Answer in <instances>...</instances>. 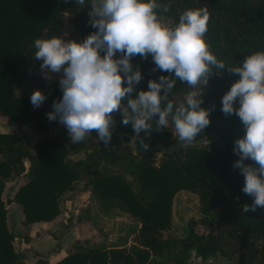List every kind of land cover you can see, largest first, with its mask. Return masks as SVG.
Returning <instances> with one entry per match:
<instances>
[{"label": "trees", "instance_id": "1", "mask_svg": "<svg viewBox=\"0 0 264 264\" xmlns=\"http://www.w3.org/2000/svg\"><path fill=\"white\" fill-rule=\"evenodd\" d=\"M202 7L210 16L205 39L212 53L226 65L238 66L251 52L264 50V0H170L165 13L171 18L169 23H178L183 10ZM63 13H67L70 26L65 32ZM88 21V11L77 10L74 0H0V116L5 122L27 123L35 131L46 130L56 122L49 121L46 114L52 111L53 100L62 96L59 79L43 80L38 70L40 61L33 57L34 40L46 33L82 41L95 31ZM131 63L133 69L139 67L143 77L137 90H147L149 79L169 75L153 71L150 55L146 59L135 56ZM237 79L239 76L226 67L214 71L202 86L201 106L212 110L209 126L196 139L215 132L211 143L177 145L164 150L157 163L150 154L152 144L179 142L171 126L153 129L145 137L149 145L145 151L131 125L121 123L119 113L114 114L116 127L108 146L95 132L75 145L70 143L65 128L51 137L40 135L29 146L23 133L0 131V264H19L22 257L21 251L12 246L14 233L6 225L5 202L20 204L23 225L49 220L59 213L57 198L61 191L72 188L77 179L82 181L81 190L92 189L103 198H118L124 211L137 218L139 223L129 236V245L79 243L54 262L37 257L28 264H183L191 250L201 259L218 253L225 259L220 264H264V209L243 212L252 198L242 192L244 177L233 167L239 159L233 150L234 141L244 135V128L238 116H226L221 111V98ZM34 89L46 96L38 108L30 103ZM181 89L177 80L169 97L176 104L184 100ZM234 107H239V101ZM140 135L144 137L143 132ZM130 139L135 151L124 143ZM78 152L83 157L67 156ZM19 175L25 177L24 183L11 198L3 200L4 181ZM181 188L197 195L201 215L189 217L184 236L173 238L168 233L170 200ZM21 236L28 238L26 232Z\"/></svg>", "mask_w": 264, "mask_h": 264}, {"label": "clouds", "instance_id": "2", "mask_svg": "<svg viewBox=\"0 0 264 264\" xmlns=\"http://www.w3.org/2000/svg\"><path fill=\"white\" fill-rule=\"evenodd\" d=\"M75 3L81 8L91 4L88 22L95 31L82 41L46 33L34 40L33 57L41 62L45 78L51 79L48 73H62V96L53 100L47 119L65 126L70 143L75 145L95 132L108 146L116 127V113L124 126L131 125L145 151L149 147L145 137L153 129L170 126L180 143L191 145L210 124L212 109L201 106L202 86L214 71L227 67L229 73L239 76L223 94L221 111L226 116H238L244 128L233 149L239 157L233 167L244 177L242 192L252 198L243 212L264 209V50L251 52L238 66L219 60L205 39L210 19L206 7L187 8L179 14L178 23H165L158 15L162 5L157 0ZM163 11L169 9L163 7ZM149 55L155 65L153 71L169 75L149 79L147 90H137L143 77L139 67L133 69L131 59ZM177 80L190 89L178 104L169 98ZM45 99L39 89L30 95L34 108ZM236 101L239 107H234Z\"/></svg>", "mask_w": 264, "mask_h": 264}, {"label": "rangeland", "instance_id": "3", "mask_svg": "<svg viewBox=\"0 0 264 264\" xmlns=\"http://www.w3.org/2000/svg\"><path fill=\"white\" fill-rule=\"evenodd\" d=\"M169 2L170 0L161 3L160 5H162V7L159 9L158 13L162 21L165 23H169L171 19L170 16L163 11V7H167ZM75 5L77 10L82 8L86 9L88 12L91 10L90 3H86L82 8L76 3ZM66 15L67 13L62 14L64 19L62 27L63 32L70 28L68 22L66 21ZM40 63L41 62H39L38 70L45 82L51 79H60V75H62V73H48L51 79H46L40 68ZM181 88V94L185 98L190 89L184 84H181ZM65 128V126L56 121L46 130L35 131L32 126L27 123L16 124L14 122H5L3 117L0 116V131L23 133L28 139L29 146H32L36 137L40 135L50 136L52 133L61 131ZM215 137L216 133L211 132L207 137L196 139L191 145L207 146ZM124 143H127L131 150L135 151L133 139L126 140ZM177 145H181L182 147L189 146L174 141L171 144H168L165 141H158L152 144L150 147V154L154 163H157L161 159V155L164 150L169 151ZM67 156L70 159H75L77 157H83V153H69ZM24 181L25 177L21 175L13 176L11 179L5 180L1 192V198L3 200L11 198L17 187L23 184ZM73 183L74 186L72 188H65L61 191L57 198L59 213L49 220H38L47 221L46 224L44 223L39 225V227H42L41 230L43 232L51 235L52 237L54 235L57 236L56 238L53 237L57 240L55 245L52 249L45 250V253L40 255L42 256L41 258L51 263L49 255H51L52 252L56 257V260H58L67 252L73 250L75 245L79 243L86 246L102 243L107 247L120 245H125L127 247L130 243L129 236L139 223L137 218L124 211V204L120 202L118 198H103L92 189L81 190L80 187L82 186V181L80 179H77ZM4 208L6 225L14 233L12 240V246H14L13 248L20 250L21 252V248H25V250H27V246L25 245L26 243L20 240L22 235L21 233L24 234L27 229L26 225H21V223L19 224V222L23 219V211L20 204L14 200H9L8 202H5ZM200 215L201 212L199 209V202L195 193L184 188L174 191L170 200L169 235L173 238L184 236V228L187 219L189 217L196 218ZM197 228L201 230L202 226L197 225ZM39 234H41L40 231H38L37 235ZM29 247L30 246H28V250L25 252V256L28 260L33 261L37 257L33 254L34 250ZM209 257L210 256H208L207 259L196 258L193 256L191 250L189 258L183 264H220L225 261L224 257L218 253H215L211 258ZM32 261L26 262L25 264L31 263Z\"/></svg>", "mask_w": 264, "mask_h": 264}, {"label": "crops", "instance_id": "4", "mask_svg": "<svg viewBox=\"0 0 264 264\" xmlns=\"http://www.w3.org/2000/svg\"><path fill=\"white\" fill-rule=\"evenodd\" d=\"M44 223L46 224L47 221H36V222L34 221V222L30 223L29 225H26L27 226L26 233H27L28 238L25 240V239H23L22 236H21L22 238L20 237V240H22L23 242L26 243L25 245L27 246V250H28V246H30L31 249L34 250L33 254H35L36 257H42L40 255L45 253V250L52 249V247L57 242V240L55 239L57 236L54 235L53 237H55V238H53L51 235H49V234H47L41 230L42 227H39V225L44 224ZM19 224H20V222H19ZM38 231H40L41 234L37 235ZM21 249H22V252H21L22 257H21L19 264H25L26 262L32 261V260H28L27 257L25 256V252L27 250H25V248H21ZM213 255L214 254H212L209 258H211ZM193 256H195V255L193 254ZM195 257L200 258L199 256H195ZM49 258H51L50 262H54L56 260V257H55L53 252L51 253V255H49ZM204 259H207V258H204Z\"/></svg>", "mask_w": 264, "mask_h": 264}]
</instances>
